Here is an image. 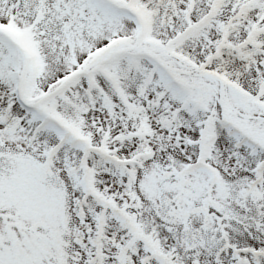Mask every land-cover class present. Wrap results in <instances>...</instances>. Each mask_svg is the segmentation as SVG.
Masks as SVG:
<instances>
[{
	"label": "snow or ice",
	"instance_id": "snow-or-ice-1",
	"mask_svg": "<svg viewBox=\"0 0 264 264\" xmlns=\"http://www.w3.org/2000/svg\"><path fill=\"white\" fill-rule=\"evenodd\" d=\"M0 264H264V0H0Z\"/></svg>",
	"mask_w": 264,
	"mask_h": 264
}]
</instances>
